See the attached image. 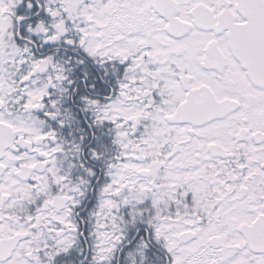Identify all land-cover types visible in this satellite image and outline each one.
Segmentation results:
<instances>
[{
	"label": "snow or ice",
	"instance_id": "snow-or-ice-1",
	"mask_svg": "<svg viewBox=\"0 0 264 264\" xmlns=\"http://www.w3.org/2000/svg\"><path fill=\"white\" fill-rule=\"evenodd\" d=\"M0 264H264V0H0Z\"/></svg>",
	"mask_w": 264,
	"mask_h": 264
}]
</instances>
